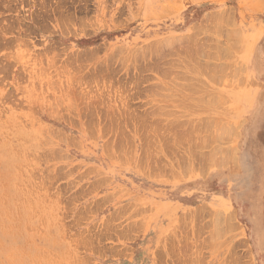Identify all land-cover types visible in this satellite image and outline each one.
<instances>
[{
    "label": "rangeland",
    "instance_id": "1",
    "mask_svg": "<svg viewBox=\"0 0 264 264\" xmlns=\"http://www.w3.org/2000/svg\"><path fill=\"white\" fill-rule=\"evenodd\" d=\"M263 77L264 0H0V264H264Z\"/></svg>",
    "mask_w": 264,
    "mask_h": 264
},
{
    "label": "bare ground",
    "instance_id": "2",
    "mask_svg": "<svg viewBox=\"0 0 264 264\" xmlns=\"http://www.w3.org/2000/svg\"><path fill=\"white\" fill-rule=\"evenodd\" d=\"M142 57H143V56H142ZM187 65H188V64H187ZM187 65H186V66H187ZM188 67H189V66H188ZM190 67H191V66H190ZM140 68H141V67H140ZM195 70H196V69H195ZM190 86H191V85H190ZM182 87H183V86H182ZM190 89H191V88H190ZM180 91H181V90H180ZM200 96H201V95H200ZM191 101H192V100H191ZM188 108H189V107H188ZM179 114H180V113H179ZM183 114H184V113H183ZM182 116H183V115H182ZM179 117H180V116H179ZM174 118H175V117H174ZM182 121H183V120H182ZM182 121H181V122H182ZM178 122H179V121H178ZM191 122H192V121H191ZM193 123H194V122H193ZM190 124H191V123H190ZM191 126H192V125H191ZM104 131H105V130H104ZM118 150H119V149H118ZM120 154H121V153H120ZM118 155H119V153H118ZM120 156H121V155H120ZM122 156H123V154H122ZM123 159H124V158H123ZM3 203H4V202H3ZM39 258H40V257H39ZM39 258H38V259H39ZM29 259H30V258H29Z\"/></svg>",
    "mask_w": 264,
    "mask_h": 264
},
{
    "label": "crops",
    "instance_id": "3",
    "mask_svg": "<svg viewBox=\"0 0 264 264\" xmlns=\"http://www.w3.org/2000/svg\"><path fill=\"white\" fill-rule=\"evenodd\" d=\"M194 1V0H193ZM195 1H197V2H199L200 0H195ZM264 78V77H263Z\"/></svg>",
    "mask_w": 264,
    "mask_h": 264
}]
</instances>
